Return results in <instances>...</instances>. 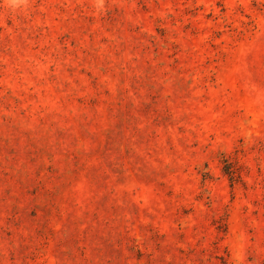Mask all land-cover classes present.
Listing matches in <instances>:
<instances>
[{"label": "rangeland", "instance_id": "obj_1", "mask_svg": "<svg viewBox=\"0 0 264 264\" xmlns=\"http://www.w3.org/2000/svg\"><path fill=\"white\" fill-rule=\"evenodd\" d=\"M0 264H264V0H0Z\"/></svg>", "mask_w": 264, "mask_h": 264}]
</instances>
